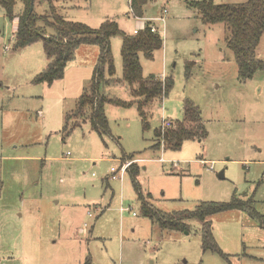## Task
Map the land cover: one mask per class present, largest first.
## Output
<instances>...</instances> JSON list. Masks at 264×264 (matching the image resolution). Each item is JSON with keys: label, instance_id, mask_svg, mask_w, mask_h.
Masks as SVG:
<instances>
[{"label": "rangeland", "instance_id": "1", "mask_svg": "<svg viewBox=\"0 0 264 264\" xmlns=\"http://www.w3.org/2000/svg\"><path fill=\"white\" fill-rule=\"evenodd\" d=\"M106 2L101 8L93 0L89 7L88 0L54 4L65 19L91 28L98 23L86 20L97 10L126 34L141 20L155 26L163 45L151 58L139 54L142 73L171 76L173 86L141 105L147 128L138 108L142 98L124 81L104 88L108 97L129 103H105L109 134H98L79 116L67 120L89 86L98 46H78L62 78L33 83L48 62L42 41L14 49L15 22L0 9V154L6 156L0 165V264H228L203 249L202 220L186 218L187 230L162 228L143 214L142 201L173 213L201 201L252 198L264 216V69L240 81L226 25L205 23L185 0L149 1L143 17L130 13L128 0ZM34 5L38 13L47 8L45 0ZM121 44L120 34L110 39L120 80ZM256 57L264 60V32ZM187 61H194L189 78ZM186 99L201 111L204 138L186 140L178 150L156 147L154 129L181 119ZM127 161L138 168V188L131 172L112 177L111 168ZM208 218L231 264H264V219L239 209Z\"/></svg>", "mask_w": 264, "mask_h": 264}, {"label": "trees", "instance_id": "2", "mask_svg": "<svg viewBox=\"0 0 264 264\" xmlns=\"http://www.w3.org/2000/svg\"><path fill=\"white\" fill-rule=\"evenodd\" d=\"M35 0H0V9L5 17L15 22L13 32V48L25 47L35 41L41 40L43 50L48 58L46 66L37 72L32 79L33 83H52L63 77L64 68L68 59L72 57L76 48L82 44L98 46V56L93 68L89 86L84 89L76 101L75 109L70 114L79 116L90 124L98 134H109V123L105 114L107 101L116 105L129 103L119 98L108 97L104 88L124 81L130 85L134 96L142 98L138 108L143 119V128L148 127V122L141 112V105L156 97L166 96L173 86L171 76L162 79L153 75L144 76L139 61V54L143 53L151 58L152 53L163 45L161 35L150 30V22H144L136 32L126 34L122 32L114 19H105L98 27L91 28L87 24L65 19L57 12L54 2L59 0H45V12L35 10ZM153 0H130V13L134 17H143V8ZM189 7L196 8L205 23H224L228 36L226 46L234 56L238 69V78L245 81L254 73L264 69V60L256 57V49L264 32V0H245L239 3H216L214 0H185ZM48 30H52L49 32ZM122 35L121 58L122 79L114 77L113 56L110 39L115 35ZM194 61L185 64V76L192 75L191 66ZM135 84V86H134ZM165 127L154 129L156 137L155 146L162 143L164 149L178 150L186 140L203 139L206 129L201 117V111L192 100L186 99L183 105L181 119L164 123ZM130 158L132 155H127ZM126 172H131L133 183L138 188L136 181L137 167H132ZM253 199H241L232 196L229 201H201L193 210L167 213L159 210L152 203L142 201L144 215L156 220L162 228L187 230L186 218L196 217L203 221L201 228V242L204 250L217 252L231 264L229 255L224 253L216 243L210 215L239 209L246 211L250 216L263 220L264 216L255 211Z\"/></svg>", "mask_w": 264, "mask_h": 264}, {"label": "crops", "instance_id": "3", "mask_svg": "<svg viewBox=\"0 0 264 264\" xmlns=\"http://www.w3.org/2000/svg\"><path fill=\"white\" fill-rule=\"evenodd\" d=\"M89 1V4H88V7L90 6V1H92V0H88ZM95 1H97V7L99 8H101L103 5H105V2H106V0H93V2L95 3ZM113 1V0H112ZM107 3V2H106ZM115 3V2H114ZM128 3H130V0H128ZM115 4H117V3H115ZM93 11H94V9H93ZM91 12H92V10H91ZM97 12H99V10H97L96 11V13H93V14H90L89 15V17L90 18H88L87 20H86V22L88 23V24H90V25H96L97 23V25H100L105 19H107L108 18V16H107V14H105V15H102V14H99V13H97ZM158 17V16H157ZM149 20V19H148ZM143 21L141 20V22L138 24V26L137 27H139V28H141L142 27V25H143ZM15 29V28H14ZM132 33H134V29L132 30ZM82 45H93V44H82ZM82 45H80V46H82ZM80 48V47H79ZM86 50H91V52L92 53H94V49H93V47H85L84 48V51H86ZM99 51V50H98ZM38 72H39V70H38ZM0 97L2 98V94L0 93ZM2 102V101H1ZM0 102V103H1ZM2 119V118H1ZM170 121V120H169ZM0 147H1V142H0ZM0 153H1V151H0ZM4 157H6V156H4V155H1L0 154V165H1V162H2V160H4ZM9 157H13V156H10L9 155ZM8 158H6V160H7ZM0 172H1V167H0ZM2 180H1V175H0V189H1V186H2ZM133 215H135V213H133Z\"/></svg>", "mask_w": 264, "mask_h": 264}, {"label": "built area", "instance_id": "4", "mask_svg": "<svg viewBox=\"0 0 264 264\" xmlns=\"http://www.w3.org/2000/svg\"><path fill=\"white\" fill-rule=\"evenodd\" d=\"M163 12L165 13L166 9H163L162 13ZM157 19L163 21L164 20L163 14H161L159 17H157ZM139 29H140L139 27H136L134 29V33H136ZM150 30L153 31V32H156V28H155V26L153 24L150 25ZM128 165H130V161H127V162L121 164L120 168H118V169H115V168L112 167L111 168L112 177L115 178L116 177V173L119 172L118 177L122 178L124 173H125V171H126V168L128 167Z\"/></svg>", "mask_w": 264, "mask_h": 264}, {"label": "water", "instance_id": "5", "mask_svg": "<svg viewBox=\"0 0 264 264\" xmlns=\"http://www.w3.org/2000/svg\"><path fill=\"white\" fill-rule=\"evenodd\" d=\"M220 176H221V177L223 176L222 173H220Z\"/></svg>", "mask_w": 264, "mask_h": 264}]
</instances>
